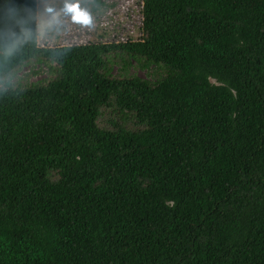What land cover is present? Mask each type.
Wrapping results in <instances>:
<instances>
[{
  "label": "trees",
  "instance_id": "trees-1",
  "mask_svg": "<svg viewBox=\"0 0 264 264\" xmlns=\"http://www.w3.org/2000/svg\"><path fill=\"white\" fill-rule=\"evenodd\" d=\"M37 4L0 0V264H264V0L61 46Z\"/></svg>",
  "mask_w": 264,
  "mask_h": 264
},
{
  "label": "rangeland",
  "instance_id": "rangeland-1",
  "mask_svg": "<svg viewBox=\"0 0 264 264\" xmlns=\"http://www.w3.org/2000/svg\"><path fill=\"white\" fill-rule=\"evenodd\" d=\"M74 2V0H68ZM80 7H87L92 15L90 26H82L63 15L59 20L51 15L47 9L59 10L65 0H38L36 8L37 41L46 46H61L80 44L89 41L125 40L127 37L135 38L138 35L136 22L140 18L139 0H100L102 4L93 3L92 0H75ZM59 15V12H57ZM31 71H37L31 74ZM47 68L44 65L23 67L18 73L22 80L26 74L28 82H35L46 76ZM120 72V65H114L112 74ZM129 74H137L147 78L145 71L130 67ZM150 78V77H148ZM147 78V79H148Z\"/></svg>",
  "mask_w": 264,
  "mask_h": 264
},
{
  "label": "clouds",
  "instance_id": "clouds-1",
  "mask_svg": "<svg viewBox=\"0 0 264 264\" xmlns=\"http://www.w3.org/2000/svg\"><path fill=\"white\" fill-rule=\"evenodd\" d=\"M14 11L13 9H9V12ZM51 15L59 20L63 15H68L71 17V20L75 23H78L82 26H90L92 23V15L87 7H80L78 2H68L65 0L63 7L59 10L56 9H47ZM59 12V15H57ZM6 51L11 52L12 47L10 46Z\"/></svg>",
  "mask_w": 264,
  "mask_h": 264
}]
</instances>
